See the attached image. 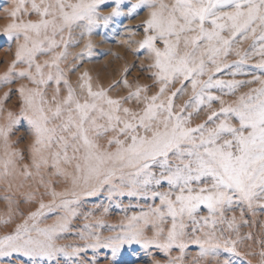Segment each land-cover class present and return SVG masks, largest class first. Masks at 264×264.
Instances as JSON below:
<instances>
[{"label": "snow or ice", "instance_id": "6c2138e0", "mask_svg": "<svg viewBox=\"0 0 264 264\" xmlns=\"http://www.w3.org/2000/svg\"><path fill=\"white\" fill-rule=\"evenodd\" d=\"M103 2L104 0H40L37 4L35 0H31V9L38 19L34 22H17L18 13L25 5V0H18L16 7L9 13L12 22L4 32L9 39L13 35L19 39L22 35L24 43L18 45L16 59L8 72L0 77V82H11L12 68L17 62H24L31 69L38 53L63 46L51 63L45 61L44 65L36 64L34 75L27 70L17 73L18 76L27 75L38 86L27 90V94L23 87L19 89L25 104L33 113L28 117L36 135L33 167L39 170L42 166L47 167L51 161V167L57 170L55 174H59L61 162L67 164L71 160L81 161L75 164V171L82 173L76 179L83 180V195H94L101 186L113 179L117 167L121 171L125 168L133 170L126 173L130 178V185H147L153 179V174L148 169L152 163H158L162 172L155 182L159 184L160 180H166L171 189H178L175 193L165 191L155 194L160 196L161 205L165 206L163 211L159 207L151 210L150 214L154 217L151 223L156 228L155 236L159 237L163 232L157 225L163 223L165 216L171 217L172 221L164 242L160 243L158 239L141 241L139 230H136L109 238L110 242L104 246L112 248L113 256L124 243H142L145 248L149 244H155L165 251L177 247L181 255L176 259L182 260L187 247L182 239L185 228L183 220L185 217L193 219V214L200 205L207 207L210 216L219 212L221 217L226 208H231L234 204H246L250 211H254L257 206L264 209V79L254 77L252 81L227 82L214 80V74L243 64L248 59L247 51L236 49L235 55L239 59L235 64L223 61L233 51L232 46L238 39L243 41L251 37L253 48L260 42L256 54L264 56V0H174L171 6L164 4L162 0H137L132 9L141 5L153 9L149 18L144 21L145 36L139 48L147 49L154 57L151 66L157 69L154 76L160 84L158 92L150 97H143L144 106L141 111H132L122 107L123 101L135 99L140 103L141 93L147 91V86L137 85L126 96L113 99L108 92L120 83L129 88L126 79L113 81L108 88L93 91L91 78L84 73L80 78L83 81L80 87L87 89L88 99L81 103L65 79L63 83L67 87V95L46 112L42 105L47 104V101L43 98L40 86L54 77L51 71L45 75L42 68L55 67V82L57 85L61 83L59 62L67 55L68 47L74 42V29L79 27L84 33H90L97 24L96 8ZM115 3L116 7L109 16L103 17L105 24L110 17L120 15L121 0H115ZM129 14L131 15V11ZM206 24L210 27H206ZM149 32L152 34L149 35ZM225 32L228 33L227 36L224 35ZM57 35L60 36L59 40L56 39ZM157 42L162 43L163 47H157ZM84 49V53L78 54V58L84 54L90 56L92 44L89 42ZM209 64L212 65L211 69H208ZM257 67L264 70V60ZM124 71L127 73L128 69ZM206 71L208 78L201 80L200 77ZM231 74L235 76L237 72ZM177 80L180 87L161 100L169 86ZM186 81L190 82L192 95L179 111H174L175 98L183 93ZM254 81H259L260 86L239 96L234 105L225 106L224 101L220 100L221 107L218 111H212L204 122L195 127L189 126L193 113L183 115L186 109L191 107L193 112H199L205 103L210 106L212 101L220 99L208 90L227 87L229 91L224 94L229 95L245 83ZM59 91L57 88L56 93ZM8 97L9 93H5L4 99ZM53 99L56 97L53 96ZM221 116L223 119L214 127H207ZM8 117V127L0 128V136L5 138L11 125L18 119L12 113H8ZM233 117L238 122L235 125L230 119ZM54 119H59L60 123L49 127L50 121ZM137 129H143L151 135H139ZM108 132L117 133L107 142L117 146L115 151H98L95 138ZM119 136L130 138L131 142L126 144ZM53 141H56L58 150L45 155V150L52 147ZM69 148L73 151L72 157L68 155ZM170 154L174 157L175 164L169 163ZM9 163L10 161H6L4 164V176L8 175ZM23 175H31L27 167ZM124 175L122 173L121 180ZM140 177L143 179L138 180ZM209 178L210 183L200 186L202 181ZM194 183L197 187H193ZM129 194H132L131 190ZM52 195L55 197L58 194L53 192ZM72 195L76 196L77 193L73 192ZM173 195L174 200L171 198ZM73 202L61 201L65 208ZM46 207L51 206L41 203L39 209L30 213L27 219H35ZM148 215L133 216L131 220H144L147 224ZM202 219L205 226H212L208 217ZM234 221L235 217L230 221V227ZM4 223L8 221L5 220ZM66 226V221H57L48 228L37 229L38 234L44 237L41 240L29 235L27 221L18 224L11 234L0 236V256H10L12 253L32 258L38 255L51 256L48 250L51 248L50 241L58 231H64ZM195 231L194 226L193 232ZM248 238L251 239V236ZM96 239L98 241V237ZM192 243L199 245L197 256L200 258L209 254L219 255L221 249L228 254L238 255L237 241H225L221 245L212 232L204 233L203 239L197 237ZM96 246L97 244L89 245ZM261 256H264V252ZM223 264H231V261L225 258Z\"/></svg>", "mask_w": 264, "mask_h": 264}, {"label": "rangeland", "instance_id": "374dc122", "mask_svg": "<svg viewBox=\"0 0 264 264\" xmlns=\"http://www.w3.org/2000/svg\"><path fill=\"white\" fill-rule=\"evenodd\" d=\"M35 2L39 4L40 0H35ZM162 2L171 6L174 0H162ZM17 3L18 0H0V77L8 72L12 62L16 59L15 53L18 45L24 43L22 35L19 39L15 35L9 39L4 32L6 26L12 22L9 13ZM135 3L137 0H121L120 15L110 17L105 24L103 17L109 16L112 9L116 7V3L115 0H104L96 8L97 24L93 26L90 33H84V30L79 27L74 29V42L68 47L67 55L59 62V70L62 73L59 85L55 82L57 69L55 67L49 69L47 66L42 68L45 75L51 71L54 77L47 84L40 86L43 98L47 101V104L42 105L46 112L48 108H54L55 104L62 101L67 95V87L63 83L65 79L81 103L88 99L87 89L80 87L83 82L80 78L84 73H87L91 78L90 83L93 91L108 88L113 81L126 79L130 85L129 88H125L120 83L108 92V95L113 99L126 96L129 91H134L137 85L147 86V91L141 93L140 103H137L135 99L123 101L122 107L130 108L132 111H141L144 106L143 97H150L158 92L160 84L156 82L154 76L157 69L151 66L154 63V57L147 49L139 48V44L145 36L144 21L149 18V13L153 9L147 5L132 9V5ZM37 19V14L31 9V0H25L24 8L18 13L17 22H34ZM206 27H210V25L206 24ZM257 34H259V30ZM224 35L227 36L228 33L225 32ZM56 39L59 40L60 36L57 35ZM89 42L92 44L91 55L84 54L78 58V54L84 53V46ZM252 45L251 37L243 41L238 39L232 46L233 51L224 57L223 61L235 64L239 59L235 55L236 49L241 52L247 51L248 59L243 64L226 68L222 72L214 74V80L219 79L227 82L232 80L252 81L254 77L264 79V70L257 67L259 62L264 60V56L256 54L260 42L256 43L255 48ZM62 47L38 53L31 69L26 63L17 62L12 68L11 82L7 84L0 82V128L8 127L10 123L8 113H12L13 117L18 118L17 122L11 125L7 138L0 136V236L11 234L18 224H23L25 221H27L30 230L29 235L41 240L44 237L38 234L37 229L48 228L57 221H66L67 226L64 231H58L50 241L51 248L48 250L51 252V256L38 255L32 258L21 253H12L10 256H0V264H223L225 258L229 259L231 264H264V256H261V253L264 252V209L257 206L254 211H250L246 204H234L233 207L226 208L223 217L219 212L210 216L207 207L200 205L193 214V219L185 217L182 239L187 247L182 260L176 259L181 255L177 247L165 251L155 244H149L145 248L142 243L136 242L120 245L116 255L113 256L112 248L104 245L110 242L109 238L125 233L139 230L141 241L158 239L160 243L164 242L172 221L171 217L165 216L163 223L157 225L163 229V232L159 237L155 236L156 228L151 223L154 219L150 214L151 210L158 207L162 211L165 210V206L161 205L160 196L155 194L165 191L175 193L178 189H171L166 180H160L159 184L155 182L162 172L158 163H152L148 169L153 174L151 183L147 185L137 183L132 186L128 182L130 178L126 173L133 170L125 168L121 171L117 167L113 179L101 186L94 195H83L82 191L85 188L83 180L76 179L82 173L75 171V164L81 161L71 160L67 164L61 162L59 174H55L57 170L51 167V161L47 167L42 166L39 170L33 167V146L36 135L35 129L28 119L33 113L25 104L19 89L23 87L27 94V90L35 89L38 86L33 84L27 75L18 76L17 73L27 70L34 75L35 65H44L45 61L51 63L52 58L62 50ZM157 47L162 48L163 44L157 42ZM180 51H183V43L180 45ZM126 68L128 69L127 73L124 71ZM211 68L212 65L209 64L208 69ZM234 71L237 72L235 76L231 74ZM207 78L208 72L206 71L200 79L206 80ZM259 86V81L245 83L229 95L224 94L229 91L227 87L212 88L208 91L220 99L212 101L210 106L205 103L199 112H193V109L189 107L183 115L187 116L188 113H193L189 126L195 127L204 122L212 111L219 110L220 100L224 101L225 106L234 105L239 96ZM177 87H180L179 80L169 86L161 100L166 99L167 95ZM57 88L60 89L58 94L56 93ZM5 93H9L7 99H4ZM191 95L190 82L186 81L183 93L175 98L174 111H179ZM53 96L56 97L55 100ZM120 114L123 115L122 112ZM220 119L223 117L210 122L207 127H214ZM230 119L234 125L238 123L234 117ZM99 122L103 123L104 121ZM59 123V119L51 120L49 127ZM137 134L151 135L150 132H145L143 129H137ZM116 135L115 132H108L95 138L98 145L97 150L101 152L115 151L117 146L109 145L107 142ZM118 138L125 140L126 144L131 142L130 138L126 139L124 136ZM57 150V143L53 141L52 147L45 150V155ZM68 155L69 157L73 156L71 148L68 149ZM6 161H10V163L8 175L4 176ZM169 163H176L171 154ZM26 167L31 173L29 176L23 175ZM122 173L125 174L123 180H121ZM137 179L142 180L143 177ZM210 182L209 178L202 181L200 186ZM193 187H197V185L194 183ZM130 190L132 191L131 195L129 194ZM53 192L58 195L53 197ZM73 192L77 195H72ZM171 198L174 200L175 195ZM63 200L74 202L65 208L61 203ZM41 203L51 207L41 210L42 214L35 219H27L30 213L39 209ZM242 212L243 215H241ZM141 214H149L146 217L149 223L145 224L144 220H131V217ZM204 217H208L209 223L212 224L211 227L205 226V221L202 219ZM233 217H235V221L230 227L229 223ZM5 220L8 223H4ZM194 226L196 227L195 232H193ZM207 232L214 233L216 240L221 245L225 241H237L238 255L228 254L221 249L219 255L209 254L202 258L198 257L199 245L192 241L197 237L203 239L204 233ZM249 236L251 239L248 238ZM93 244H97V246L89 247Z\"/></svg>", "mask_w": 264, "mask_h": 264}]
</instances>
